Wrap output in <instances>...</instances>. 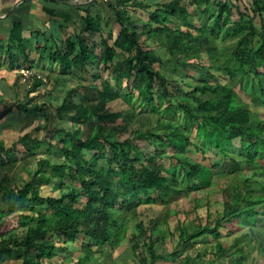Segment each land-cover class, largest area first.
I'll use <instances>...</instances> for the list:
<instances>
[{
	"label": "trees",
	"instance_id": "obj_1",
	"mask_svg": "<svg viewBox=\"0 0 264 264\" xmlns=\"http://www.w3.org/2000/svg\"><path fill=\"white\" fill-rule=\"evenodd\" d=\"M238 3L116 0L106 3L116 33L106 34L101 18L87 13L84 35L53 44L50 61L59 65L60 75L78 81L54 106L55 117L68 129L22 130L9 151L20 146L35 159L44 148L62 160L39 158L29 179L15 187L3 172L0 264H65L55 258L75 243L79 256L73 264H102L100 257L118 249L131 226L129 247L140 264H192L187 245L210 238L217 246L212 257L245 264L241 238L261 244L256 233H264V117L257 111H264V0H251L243 9ZM210 15L209 25L203 19ZM18 30L15 25L6 44L11 63L20 61L12 51L23 46ZM31 99L18 110L43 111L37 103L27 109ZM116 103L128 108L112 110ZM40 130L44 136H38ZM209 150L226 161L211 157L208 166L195 159V152ZM224 174L229 183L222 189V212L211 218L208 196L203 215L194 221L199 224L181 225L177 247L157 254L154 246L165 242L166 230L162 241L151 242L161 228L153 220L144 227L137 220L145 217L142 212L175 201L184 207L179 200L207 190L215 178L220 183L218 175ZM50 183L59 185L58 196L41 195V185ZM10 217L18 225L8 230ZM165 218L168 214L159 225ZM233 220L245 233L229 245L232 233L222 236L219 230H228L225 225Z\"/></svg>",
	"mask_w": 264,
	"mask_h": 264
},
{
	"label": "crops",
	"instance_id": "obj_2",
	"mask_svg": "<svg viewBox=\"0 0 264 264\" xmlns=\"http://www.w3.org/2000/svg\"><path fill=\"white\" fill-rule=\"evenodd\" d=\"M91 1L94 2L91 3ZM115 1L110 0L111 3H115ZM233 1L235 2V0ZM87 13L94 18H101L106 34L113 31L111 25H117L113 12L106 7L105 3L98 0H0V147H2L0 148V158L8 157L6 150L13 146L15 133H20L22 130L31 132L34 129L31 130L32 126L25 128V125L23 126L25 122L19 126H13L11 123L3 124L6 119L12 115H19L27 117L26 122H28L32 116H35V119L41 122L40 119L43 118L42 111L37 114L33 111L25 114L18 110L26 98L34 99V101L28 100L29 102L25 104L27 109L33 107L35 103L45 109V106L51 107L53 100L62 97L67 92L69 78L65 81V77L59 74V65L50 61L49 53L53 44L61 46V40L69 37L75 39V35L85 34L83 21ZM15 25H18L20 29L18 33H20L23 46L21 45V51H17L16 47L12 51L18 53L23 64L20 61L11 63L6 54V44ZM25 56H27V65L24 63ZM19 65L21 68L27 66L35 69L45 78L46 83L37 81V90L32 92L29 89L36 81L22 82L19 74L21 68H12V66L19 67ZM50 67L55 68V71L49 70ZM40 92L47 94L40 95ZM16 102L19 104L16 105ZM25 158L31 157L25 156ZM19 161L14 160L13 163ZM5 163L9 164V162ZM211 240L210 238L204 243L208 246L202 252H208V256L211 255V258L208 257L210 258L209 262L214 259V262L218 264V261L224 257L219 258L221 260L212 257V254L216 252V249L213 248L216 244L214 241L210 242ZM243 243L241 241V244ZM197 255L201 258L200 253H196ZM192 259V264H199L200 259L196 257Z\"/></svg>",
	"mask_w": 264,
	"mask_h": 264
},
{
	"label": "rangeland",
	"instance_id": "obj_3",
	"mask_svg": "<svg viewBox=\"0 0 264 264\" xmlns=\"http://www.w3.org/2000/svg\"><path fill=\"white\" fill-rule=\"evenodd\" d=\"M251 0H240V1H235V2H239L238 5H240V8H244L245 6L248 8V5L250 3ZM264 16V15H263ZM209 19L206 20V17L203 19V22H209L208 24H212L213 22V15L208 16ZM255 23L258 25L259 24V19H255ZM113 24V23H112ZM141 26V25H140ZM111 28L113 29V32L116 33L119 30V27L117 25H111ZM162 56L164 57V59H166L168 57V54L163 51L162 52ZM49 70H54L55 68H49ZM75 73V72H74ZM107 75V74H106ZM109 75V74H108ZM62 76V75H61ZM81 76L84 77H88L87 82L90 84V80H89V75H87L86 73H82ZM62 77H65V81H67V79L69 78V83L67 86V91L68 89L74 87L75 85L78 84V81L75 80L77 78H75L73 81L71 80L70 77H68L67 75H64ZM109 77V76H108ZM67 93V92H66ZM65 94H63L64 96ZM62 96V97H63ZM57 97L58 99L62 98ZM89 97V96H88ZM92 97L90 96L89 98L86 99V103L87 101H89V99H91ZM40 99V98H39ZM58 99H55L52 101V105L50 106H45V109L43 108V118L40 119L41 122L38 121V119H35V116H32V118H30L27 121V117H23V116H19V115H12L10 116L8 119H6L3 124H7V123H11L13 124V126H19L21 124H23V126L25 125V127H31V130L33 128H35V126L39 125L38 127L41 126H46L48 127L50 130L52 129H57V128H66L68 129V124L65 121H59L57 120V118L55 117V111H54V106H56V104L60 101H58ZM135 102V100H133V103ZM127 105H123L122 103H116V104H112L111 108L112 110H123V109H127L128 107H126ZM262 117H264V114L261 110H257ZM129 113V110H128ZM40 114V115H42ZM130 116V114H129ZM263 123H264V118H263ZM93 124V122H90L87 124V128H90V126ZM19 132V131H18ZM29 132V130L24 131L23 133ZM37 133V132H36ZM44 131L40 132L38 131V136H44ZM20 133H15L14 134V140H16L17 136ZM36 137V136H35ZM67 144L70 145V141H67ZM238 146V144H235ZM2 148V147H0ZM9 148V147H7ZM11 148V147H10ZM9 148V149H10ZM42 148L41 151L39 152V155L34 159V158H25V154L23 153V150L20 146H17L15 149H13L12 151L6 150L8 153V157H4V158H0V180L2 178H4L3 176V172H6V180L8 182H10L11 186L15 187L18 184L22 185L24 184V181H27L29 179V174L33 172L34 168H35V162L41 158V157H45V156H54L52 159L54 161H59L62 160L61 157H59L58 155H56V153L54 151H52V153H47V151ZM5 150V149H4ZM12 153V154H11ZM57 157V158H56ZM195 159L201 163H204L206 165H210L211 163V157H214L215 159H217V161L219 163H224L226 160L223 159V157L220 154H215L214 150H209V152L206 155H202L200 152H195ZM14 160H20L19 162L13 163ZM5 162H9V164H6ZM12 162V163H11ZM165 165H168L167 162L165 163ZM214 171H216V169L213 168ZM219 179H220V183L217 182L216 178L213 179L214 182L212 183V185L205 191H197L194 192L193 194H191L188 198H183L181 200H179L178 202V206L179 205H184V207H176L175 204H169L167 206H161V205H157V207L155 206V209L152 211L150 208L145 209L142 212V215H144L145 217H142L140 219L141 222H143L144 226L147 227L148 223L150 222V220H153L152 223H158L160 222V224L163 222V215L167 212L170 211L173 213L170 214L169 218H165L164 219V223L162 225L158 224V228H161L159 231L154 232L151 235V238L154 239L156 237H161V235L159 233L165 231L166 235L165 238H167L165 240V242L162 245H156L154 246V250L155 252H157V254H163V253H171L172 250L177 247L176 244L178 243V235H179V227L181 225H186L189 224L191 222H193L194 224H197V222L195 219L198 217L199 213H203L204 209L202 207H204V205L206 204V198L210 195H212L211 198V212H212V219L215 217V211H218L220 214L222 212V200H223V194H222V189L224 188V183L226 181V184L229 183V181L227 180V175L224 174L223 176L218 175ZM66 185L69 184V180H65ZM228 187V186H227ZM60 187L58 184L56 183H50V184H42L41 185V195L42 196H58L59 195V190ZM209 198V197H208ZM175 208H181L184 214H187L186 216L184 214H177ZM140 210H142L143 208L140 207ZM203 214H201L202 216ZM15 220V219H14ZM11 217L7 220V226L6 228L9 230L16 228L17 227V222L16 220L14 221ZM205 220H202L200 224H204ZM152 225V224H151ZM228 230H226V228L224 229H220V233L222 236H224L226 233H228L227 231H229L230 233H232V237L228 240V244L231 245L232 244V239L235 238V236H241L245 233L244 229H240L238 228L239 226H237V222L235 220H233L230 224H226L225 225ZM133 231V226L129 227L128 230V236L127 238L123 241V243L120 245V247L118 249H116L115 251H111L104 253V255H102L100 257L101 262H103L104 264H140L137 261V258H135L134 256H132V251H130V245H129V237L131 235ZM264 231V229H263ZM239 238V237H238ZM256 240L259 242L260 238L262 239L261 241H263L264 239V233L262 235H260L258 232L256 233ZM155 240V239H154ZM160 240V239H159ZM158 240V241H159ZM241 240L244 242L243 244L240 245V247L242 246L243 249V254L246 256L245 257V264H264V242H262L261 247L259 246V244L253 242V241H249L246 237L241 238ZM82 240L79 241V244L81 243ZM91 241V240H89ZM162 241V240H160ZM152 242V240H151ZM210 242H213V240H211ZM154 243H157L154 242ZM208 244H204L202 242H199L198 244L194 245L192 248H190V245H187V248L189 249V251L187 252V255H189L192 258L196 257V253H200L201 259L199 260V264H209L211 263V261L209 262L208 260L211 258V255L208 256V252H202L205 248H207ZM227 246V245H226ZM70 249L66 252V251H59V255L55 258V260L58 261H62L65 264H73L74 261L73 259L77 258L79 256V251H78V243H75L74 245L71 244ZM213 248L217 249V246H213ZM104 251H110L109 248H104ZM211 251V249L209 250V252ZM234 251V250H233ZM189 253V254H188ZM206 253V254H205ZM185 253H183L182 255H184ZM17 256V255H16ZM15 257V255L13 254V258ZM185 257V255H184ZM210 257V258H208ZM235 257V256H234ZM12 258V259H13ZM237 258L239 259L240 256L237 255ZM14 260V259H13ZM168 260H170V258H168ZM221 260V259H219ZM177 262V259L175 260V263ZM102 263V264H103ZM154 264H172L171 262H164V261H158ZM176 264H179V262H177ZM218 264H224L221 261H218ZM227 264V263H226Z\"/></svg>",
	"mask_w": 264,
	"mask_h": 264
},
{
	"label": "built area",
	"instance_id": "obj_4",
	"mask_svg": "<svg viewBox=\"0 0 264 264\" xmlns=\"http://www.w3.org/2000/svg\"><path fill=\"white\" fill-rule=\"evenodd\" d=\"M101 3H109L110 0H98ZM21 81L26 83L29 81H41L46 83L45 78L33 68H23L19 71Z\"/></svg>",
	"mask_w": 264,
	"mask_h": 264
},
{
	"label": "clouds",
	"instance_id": "obj_5",
	"mask_svg": "<svg viewBox=\"0 0 264 264\" xmlns=\"http://www.w3.org/2000/svg\"><path fill=\"white\" fill-rule=\"evenodd\" d=\"M170 204H175L176 205V207H177V201H175V202H172V203H170ZM169 205V204H168ZM162 206H167V205H162ZM180 209V212H178V210ZM175 210H176V212H177V214H184L183 213V211H182V209L181 208H175ZM171 213H173V211L172 212H170V211H167L164 215H163V217L166 215V214H168V218L170 217V214ZM204 213V212H203ZM203 213H200V214H203ZM185 216L187 215V214H184ZM211 218H212V216H211ZM158 224H159V222H158ZM144 226V225H143ZM152 226H155V224H153ZM145 227V226H144ZM149 234V233H148ZM160 235H161V233H159ZM160 238V237H159ZM158 237H156V238H154V239H152V241L153 242H156L158 239H159ZM178 240V239H177ZM262 242H264V239H263V241ZM259 244V246L261 247V244L260 243H258ZM242 247V246H241Z\"/></svg>",
	"mask_w": 264,
	"mask_h": 264
}]
</instances>
